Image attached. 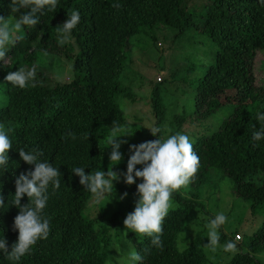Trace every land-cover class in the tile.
<instances>
[{"label": "trees", "instance_id": "trees-1", "mask_svg": "<svg viewBox=\"0 0 264 264\" xmlns=\"http://www.w3.org/2000/svg\"><path fill=\"white\" fill-rule=\"evenodd\" d=\"M186 1L58 0L55 11H48L46 6L43 14H37L40 22L36 26H23L15 34V44L8 45L7 62L0 61V91L4 94L0 123L13 129L8 134L13 147L8 153L7 172L0 169V192L5 197V206L0 207V239L6 238L9 251L18 238L13 224L19 209L10 206L15 178L34 170V165L20 158L19 149L38 148L43 152L40 159L59 168L61 174L59 189L50 185L47 192L44 215L50 217L48 238L38 241L18 262L6 259L0 251V264L104 263L108 230L101 225L94 228L87 205L93 195L71 170L82 167L90 173L110 166L111 148L106 147L105 140L114 123L124 122L114 97L128 95L118 80L124 69L127 41L139 35L155 40L148 32L157 25L174 30L173 36L198 29L214 46L213 62L195 80L192 112L175 115L174 126L186 123L188 118L207 117L230 100L232 104L214 129L204 128L191 139L193 151L200 158L198 172L189 183L192 190L188 196L173 192L176 205L163 221L162 249L151 244V237L136 234L133 248L143 256V261L136 264H205L199 235L181 249L176 247V237L184 229L189 211L196 206L202 209L197 197L210 171L228 178L234 194L248 200L251 210L264 211V139H253V133L262 126L257 113H264V85L254 84L252 75L256 53L264 51V4L261 0H207L196 17L186 8ZM10 3L0 0V15L16 19L20 13H12ZM72 10L79 11L80 21L71 32L70 42L61 45L56 26ZM42 53L68 62L69 79L53 82L44 69H36L35 80L23 89L4 79L21 66H34ZM161 82L162 78H155L156 84ZM148 103L157 127L165 112L157 85H152ZM85 134H90L89 139ZM118 164L112 166L113 170L123 174L127 161ZM114 186L123 194L137 193L136 184L126 186L114 181ZM27 202L25 195L21 203ZM118 208L113 218L118 216ZM239 237L235 240L237 251L223 264L255 261L254 254L264 250V216L255 228ZM220 240H224L222 233Z\"/></svg>", "mask_w": 264, "mask_h": 264}, {"label": "rangeland", "instance_id": "rangeland-1", "mask_svg": "<svg viewBox=\"0 0 264 264\" xmlns=\"http://www.w3.org/2000/svg\"><path fill=\"white\" fill-rule=\"evenodd\" d=\"M206 1L187 0L186 8L197 17V13L202 10V5ZM148 33L152 34L155 40L148 35L132 36L128 39L124 69L118 77L120 84L125 88L128 95L118 94L114 97V100L124 116V122L121 126H126V134H131L118 137V139L127 141L119 149L123 154L121 162L127 161L131 155L129 145H138L153 140L154 135L151 129H160L157 138H167L168 135L182 132L192 139L204 128L207 130L214 129L232 104V100H230L207 117L188 118L186 123L179 127L174 126L172 120L175 115H188L192 112L193 86L205 67L213 62L214 46L205 33L195 28L186 30L180 36H173L174 30L157 25ZM38 60L40 61L34 66H36V69H44L51 76L52 79L49 78L51 81L57 82L69 79L70 64L60 57L51 55L50 58L48 53H42ZM4 62L6 63L7 60L5 59ZM263 71L264 51H257L252 73L254 84L264 85ZM156 76L162 78L161 83H155ZM152 85H157L159 88V96L165 109L162 120L157 127H155V120L148 103ZM3 96L4 94L0 91V105L3 104ZM137 167L142 168V165H137ZM101 170L107 171L108 169L103 168ZM214 174L210 171L207 182L199 189L197 200L203 205L202 209L196 206L189 211L185 218V227L176 237V247L181 249L184 247L181 246L182 244L185 242L187 244L192 237L196 234L199 235L200 247L206 257L205 264L225 263L232 252L223 251L222 246L230 239L236 242L235 234L240 236L242 233H249L260 223L264 216L262 209L254 208V210H251L248 200L234 194L228 178L218 177ZM121 179L117 182L127 186L128 184L124 182V179ZM141 182L142 178H137L134 184L137 185ZM114 188L113 193L106 194L99 202H96L92 197L87 203L90 209L88 213L89 215L92 214L94 218V228L96 229L101 225L108 230L107 256L103 264H125L128 253L133 248V238L137 234L127 230L123 221L127 214L134 210L138 195L130 192L126 197L120 199L123 193L114 190ZM191 190L188 184L179 189L178 192L182 196H188ZM127 201H131V205H128ZM170 203L176 205L173 199ZM116 206H119V212L116 213L118 216L113 218L112 214ZM220 212L225 213L228 220L218 229L219 233L224 234V240H220L221 247L215 253H212L206 247V244L209 243L206 224ZM82 213H85V209L82 210ZM182 232L186 233L184 241L178 242V237ZM254 258L255 261L250 264H263L264 250L255 253Z\"/></svg>", "mask_w": 264, "mask_h": 264}, {"label": "clouds", "instance_id": "clouds-1", "mask_svg": "<svg viewBox=\"0 0 264 264\" xmlns=\"http://www.w3.org/2000/svg\"><path fill=\"white\" fill-rule=\"evenodd\" d=\"M261 3L264 4V0H261ZM57 5L58 0H11V12L20 13V15L16 19L0 15V61L5 60L8 45L15 44L14 36L22 31L23 26L29 28L36 26L40 22L37 14H43L46 6L48 11H55ZM113 7H119V5H113ZM67 17L62 24L56 26L61 45L70 42L71 32L80 21V13L78 10H72ZM35 77L36 66L31 68L21 66L17 71L8 72L4 79L13 86L23 89L30 81H34ZM257 119L262 126L259 131L253 133V139L259 141L264 139V113H257ZM12 130L11 127L0 123V169H3L5 173L10 160L8 153L13 147L8 135ZM159 131V128L151 129L154 136H157ZM69 135L72 134L69 133ZM89 135L85 134V138L89 139ZM128 135L131 134H126V126L114 123L105 140L106 147L111 148L110 166L107 171L96 170L86 173L85 168L82 167L73 168L71 171L79 176V183L93 195L96 202L112 192L113 182L120 180L121 175L128 185L136 183L137 178H142V182L136 185L138 199L135 202V208L127 214L123 223L127 230L151 237V244L162 249L163 221L169 210L174 208V205L170 203L172 194L193 180L200 167V158L193 151V142L190 137L185 133L176 132L168 135L167 138L129 145L131 155L127 160V171L121 174L114 171L112 166L122 160L123 154L119 149L122 144L127 143L126 140L118 139V137ZM73 139H75L74 135ZM18 152L24 162L34 165V170L22 172L15 178V193L10 206L14 205L19 209L13 224V228L18 230V238L11 245L10 251L6 238L0 239V251L5 254L6 259L13 262H18L22 257L30 254L38 241L48 238L51 231L50 217L44 215L48 201L47 192L50 185L54 190L59 189L61 174L59 168L40 159L43 152L38 148L26 151L21 147ZM137 165H142V168H137ZM25 195L28 202L22 204L21 200ZM127 195L125 192L120 199ZM4 206L5 197L0 192V207ZM227 220L226 214L220 212L206 224L209 238L206 247L212 253L221 247L218 229ZM185 235V232L180 233L178 242L184 241ZM239 239L238 236L237 240ZM181 246H186V242ZM222 248L225 252L235 253L237 244L229 240ZM142 261L143 256L132 248L125 264H136Z\"/></svg>", "mask_w": 264, "mask_h": 264}, {"label": "built area", "instance_id": "built-area-1", "mask_svg": "<svg viewBox=\"0 0 264 264\" xmlns=\"http://www.w3.org/2000/svg\"><path fill=\"white\" fill-rule=\"evenodd\" d=\"M156 80H159V77H156ZM235 237H236V239H237L238 235H237V234H235Z\"/></svg>", "mask_w": 264, "mask_h": 264}]
</instances>
